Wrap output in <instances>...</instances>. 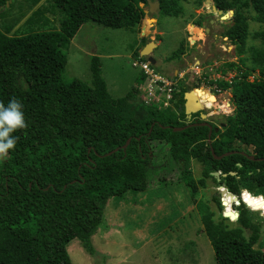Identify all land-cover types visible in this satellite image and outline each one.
Segmentation results:
<instances>
[{
  "label": "trees",
  "instance_id": "trees-1",
  "mask_svg": "<svg viewBox=\"0 0 264 264\" xmlns=\"http://www.w3.org/2000/svg\"><path fill=\"white\" fill-rule=\"evenodd\" d=\"M6 1L0 0V5L5 7ZM192 1L197 8L204 2ZM211 1L223 13L235 9L223 36L238 46L240 54L246 50L249 19L260 26L252 38L260 39L262 46L248 47L250 68L225 62L220 72L233 70L235 75L211 80L218 90L231 89L229 101L234 110L227 116V127L212 129L209 140V127L199 125L203 122L199 113L193 115L195 121L185 123L183 107L178 113L171 107H148L138 99L135 88L122 97H111L98 56L90 57V84L63 78L69 44L83 24L132 28L143 17L137 4L147 0H45L24 21L21 35L0 31V103L19 100L26 123L12 134L16 145L0 163V264H71L66 247L73 239L92 253L91 238L108 199L121 200L128 191L146 190L155 144L168 145L169 159L180 163V178L193 202L206 179L239 197L245 191L244 201L264 197V0ZM158 2V14L178 18L190 0ZM45 12L53 14V19ZM205 20L209 23L200 16L192 24L201 27ZM183 53L180 41L170 58L179 59ZM255 70L257 76L249 80ZM188 89L180 82L175 93L178 108ZM138 109L144 114L135 118ZM236 138L247 139L251 150L238 146ZM229 151L238 152L223 156ZM191 160L201 166L197 180ZM215 171L227 175L217 181L211 175ZM213 200L217 218L202 200L195 203L215 264H264L263 245L254 247L262 237L257 212L240 202L234 206L238 217L231 225L222 216L218 196ZM223 200L227 210L233 211L231 198L223 195ZM244 229L249 231L247 236Z\"/></svg>",
  "mask_w": 264,
  "mask_h": 264
},
{
  "label": "rangeland",
  "instance_id": "rangeland-1",
  "mask_svg": "<svg viewBox=\"0 0 264 264\" xmlns=\"http://www.w3.org/2000/svg\"><path fill=\"white\" fill-rule=\"evenodd\" d=\"M43 4L45 0L38 3L31 0L6 1L5 7L0 5V31L8 36L21 35L25 32L22 26L24 21ZM137 5L143 17L132 28L113 29L92 22L83 24L73 44H69L63 78H79L90 84V57L97 55L100 57L101 76L110 96L122 97L135 87L141 75L140 68L131 64L134 56L145 43L152 41L156 43L151 51L155 59L152 68L156 72L173 77L174 70H178L184 74L181 82L187 85L188 90L196 87L204 89L198 95L207 100L208 108L214 107L220 114L213 116V120L232 115L234 107L229 101L231 89L218 90L211 80H229L235 75L233 70L225 74L220 72L225 62L233 61L244 69L252 66L248 47L262 46L260 39L252 38V33L260 30L259 24L248 20L246 50L240 54L238 46L223 36L231 22L232 11L222 13L223 16L227 15L223 21L214 20L210 24L205 20L201 27L192 24L200 16H205L209 21L221 16L212 10L211 0H204L198 8L192 0L184 3L183 14L178 18L158 13L151 15L147 3ZM45 15L53 19L50 12H45ZM185 19H189L188 23ZM145 20L146 27L142 31ZM194 27L196 31L192 32ZM192 40L193 44L190 43ZM180 41H183L184 53L179 59H171ZM143 60H147V57ZM257 72L255 70L248 79L256 77ZM143 114V110L138 109L135 118ZM232 140L231 137L227 142ZM236 140L238 146L251 150L247 139ZM154 146L151 163L147 167L146 190L128 191L121 200L108 199L101 224L91 238L92 253L86 252L77 239L68 243L66 249L71 264H215L214 252L204 234L195 202L202 200L204 206L215 211L217 218L218 210L213 200V196L221 199L217 187L211 179H206L205 187H198L193 202L184 179L180 178V163L169 159L168 145L159 143ZM5 159L6 155L0 158V163ZM190 168L195 180L201 177L198 162L191 160ZM242 197H247L245 191ZM248 201L252 211L260 216L262 225V237L254 247L262 244L261 251L264 252V197L253 196ZM231 207L236 211L233 204ZM232 220L228 219L231 225ZM243 233L247 236L249 231L244 229Z\"/></svg>",
  "mask_w": 264,
  "mask_h": 264
},
{
  "label": "built area",
  "instance_id": "built-area-1",
  "mask_svg": "<svg viewBox=\"0 0 264 264\" xmlns=\"http://www.w3.org/2000/svg\"><path fill=\"white\" fill-rule=\"evenodd\" d=\"M143 59V56L138 55L133 58L131 62L132 66L140 68L142 74L141 79L134 87L137 89L138 99L148 107L159 110L171 107L173 110L177 111V113L181 111L182 107H184V103L178 108L175 93L177 91L179 92V84L183 80L184 74L178 71L173 77L163 76L152 68L148 60ZM206 101L207 100H202L201 104L203 107H206ZM193 115L194 114H191L189 119H186L185 123L194 121Z\"/></svg>",
  "mask_w": 264,
  "mask_h": 264
},
{
  "label": "water",
  "instance_id": "water-1",
  "mask_svg": "<svg viewBox=\"0 0 264 264\" xmlns=\"http://www.w3.org/2000/svg\"><path fill=\"white\" fill-rule=\"evenodd\" d=\"M209 1V0H208ZM147 4L149 5V13L151 15H156L158 13V7H159V2L158 0H155V1H150V0H147ZM212 10L214 12H217L219 15V17H215L214 19H211L209 22L210 24L214 22V20L218 21L219 19L220 20H225L224 16L222 15V10H216V8L214 6H212ZM229 11H232L233 12V15L235 14V9H231ZM156 20V18H155ZM142 31L144 30L143 28L141 29ZM208 28H206V32H208ZM190 43H194V40H192ZM156 47V43L152 42V41H149L147 43H145L143 45V47L140 49L139 51V54L141 56H144V57H147V60L149 61V63L151 65L155 64V59L151 56V51L153 48ZM198 94L200 92H202V90L200 88H195L194 89ZM192 91L193 89H190L188 91H186L184 93L185 95V102H184V107H183V110H184V114L186 116V119H189V117L191 116V114H195V113H199L200 112V115L202 114V111L204 109L203 105L200 104L198 101L195 102L193 100V97H192ZM214 97V96H213ZM191 100V101H190ZM214 102H216V99L214 98L213 100ZM222 112V111H221ZM205 116L202 115V119H204ZM196 125V124H195ZM199 125H204V126H207L206 123H201ZM187 126V125H186ZM186 126L182 127V128H175L174 130H181L183 128H185ZM209 127V134H208V140L210 138V134H211V127ZM129 141V140H128ZM127 141V143H128ZM238 151H229V152H225L223 154V156H228L232 153H236ZM242 154H245L244 152H240ZM251 157V156H250ZM215 158L219 159L220 157L219 156H215ZM228 174L230 175H235L236 172L234 171H230ZM211 175L214 176L216 178L217 181L220 180V177H225L227 174L226 173H221L219 171H215V172H211ZM217 192L218 194L221 196V199H220V202H221V205L223 207V211H222V216L224 218H230V219H233V220H236L237 217H238V212L237 211H230V210H227V208L225 207V204L226 202L223 200V195H227L228 197L231 198V202L230 204H233L234 206H238L241 203L245 204L246 207L250 208L249 206V201H244L243 200V197H242V193L239 196L237 195H234L233 193L229 192L225 187L223 186H218L217 187ZM261 197V196H260Z\"/></svg>",
  "mask_w": 264,
  "mask_h": 264
},
{
  "label": "clouds",
  "instance_id": "clouds-1",
  "mask_svg": "<svg viewBox=\"0 0 264 264\" xmlns=\"http://www.w3.org/2000/svg\"><path fill=\"white\" fill-rule=\"evenodd\" d=\"M196 88L202 89L201 87ZM25 127L26 123L23 112V105L19 100L13 98L7 103V105L0 103V158L4 157L7 154L8 150L13 149L15 147L17 137L12 134L16 130L23 129Z\"/></svg>",
  "mask_w": 264,
  "mask_h": 264
},
{
  "label": "flooded vegetation",
  "instance_id": "flooded-vegetation-1",
  "mask_svg": "<svg viewBox=\"0 0 264 264\" xmlns=\"http://www.w3.org/2000/svg\"><path fill=\"white\" fill-rule=\"evenodd\" d=\"M215 97V96H214ZM202 98V97H201ZM216 99V97H215ZM204 100V99H203ZM217 111L218 109L216 108H204L203 111H202V114L200 115V112H199V118L201 121H203L202 123H206L207 126H210L211 127V130L213 129L215 132H217L218 130L220 131H223L228 123V119H227V116H225L223 119H219L218 121L216 120H213V116H220L219 112H213V111ZM218 114V115H217ZM202 115L205 116L204 119H202ZM193 120L195 121V116L193 118Z\"/></svg>",
  "mask_w": 264,
  "mask_h": 264
},
{
  "label": "bare ground",
  "instance_id": "bare-ground-1",
  "mask_svg": "<svg viewBox=\"0 0 264 264\" xmlns=\"http://www.w3.org/2000/svg\"><path fill=\"white\" fill-rule=\"evenodd\" d=\"M184 97H185V95H184ZM192 97H193V100L195 101V102H199L200 104H201V102H202V100H203V97L201 98V96H199L198 95V93L195 91V90H193L192 91ZM185 99V98H184ZM191 101V100H190ZM205 106L208 108V105L207 104H205ZM231 205V204H230Z\"/></svg>",
  "mask_w": 264,
  "mask_h": 264
},
{
  "label": "crops",
  "instance_id": "crops-1",
  "mask_svg": "<svg viewBox=\"0 0 264 264\" xmlns=\"http://www.w3.org/2000/svg\"><path fill=\"white\" fill-rule=\"evenodd\" d=\"M81 28V27H80ZM80 28L77 30V32H76V34L79 32V30H80ZM76 34L74 35V37L71 39V42H70V45H72L73 44V42H74V38H75V36H76ZM140 56V54L138 53L136 56H134V57H137V56ZM92 56H97V55H92ZM99 57V56H98ZM99 59H100V57H99ZM178 72V70H174V74H176ZM141 77V75L138 77V79ZM138 79H137V82H138Z\"/></svg>",
  "mask_w": 264,
  "mask_h": 264
}]
</instances>
